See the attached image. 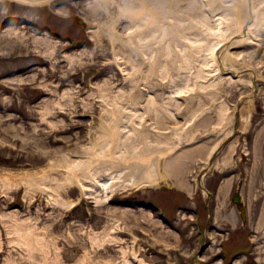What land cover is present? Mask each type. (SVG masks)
I'll list each match as a JSON object with an SVG mask.
<instances>
[{
	"label": "rangeland",
	"instance_id": "374dc122",
	"mask_svg": "<svg viewBox=\"0 0 264 264\" xmlns=\"http://www.w3.org/2000/svg\"><path fill=\"white\" fill-rule=\"evenodd\" d=\"M253 2L250 39L228 47L246 0H0V264H124L131 241L113 230L125 227L150 246L132 264H196L201 250V264H264V0ZM218 60L255 71L258 90L249 74L222 79ZM107 143L109 160L151 169L167 147L204 151L185 186L158 171L97 202L66 176Z\"/></svg>",
	"mask_w": 264,
	"mask_h": 264
},
{
	"label": "bare ground",
	"instance_id": "6f19581e",
	"mask_svg": "<svg viewBox=\"0 0 264 264\" xmlns=\"http://www.w3.org/2000/svg\"><path fill=\"white\" fill-rule=\"evenodd\" d=\"M12 1L36 3V0H12ZM246 1H247V7L245 8L246 9V19L244 21L243 26L239 29H235L236 31L233 32L232 37L229 41V44L227 43L228 47L235 42H240V41H244V40L248 41L250 39L251 31L254 28H256V26H257V14H255L254 2H253V0H246ZM46 3H48V1ZM247 22L249 23L248 25H247ZM246 25H247V27H246ZM101 30L103 33L105 32L108 35L110 34V32L105 31L104 28H101ZM244 30L246 32L245 35H243ZM94 35H97V34H94ZM227 44L223 45V43H222V44L218 45L217 47H215L214 52L217 51V54H218L221 51V49L227 47ZM222 53H223V51L220 52V54L218 55V58L221 57ZM218 61H219V63L216 64L215 72H216V74H219L222 79H229L233 82L234 81L240 82L242 76L249 74L253 77L252 78L253 80L254 79L256 80V72L255 71H253L251 69L236 71V70H233V69L226 67V65L222 62V60H218ZM225 72L228 75H225ZM232 73H237L238 79L237 78L234 79L231 76ZM253 80H252V85H253ZM253 90H254V88H253ZM254 92H255V90H254ZM243 97H246V98L244 100H240L241 101L240 105H242V103H244V101H246L248 99H252L254 96L252 95L250 97H248V96H243ZM240 108L241 107H239L235 110L234 118H233L234 121L238 122V125L241 124L240 123L241 121L239 120ZM130 131L133 132L131 127H130ZM233 133H234V130H233ZM135 136H137L136 133H135ZM109 144L110 143H107L106 147L100 148L98 150L99 152L95 149V147L90 149L92 151L93 155H92V157L89 158L90 159L89 161H86L85 165H87V167H84L82 170H80V173L77 170H73V167H72L71 171L72 170L73 171L69 175L66 176L67 184L69 186L75 185V186L80 187V189L83 192L82 194L86 198H94L97 202H101V201L110 202V200L112 199L113 195L115 194V192L117 190H121V189L123 190V189H126L127 187H130L133 185L137 186L138 189L141 187L147 186V185H152L151 181L148 182V180L150 178L152 179L154 174H157L158 171L159 172L161 171L163 173L164 178H169V179L175 180V182L179 186H185V182L183 181L185 164L187 162H189L190 160L195 161L197 153L200 154V152L203 150L200 148V149H194V150L192 149L191 151L184 150V152H181V153L171 154V153H173L174 148L167 147L166 150L164 149L165 151H163L162 153L160 151H157L159 153L156 154V157H155V160L152 164V167L154 168V167H157V165H158L159 169L155 168L153 170V168L151 169V167L145 166V164H143L141 162L142 160L140 162L139 161L137 162V159L132 158V156H126L122 161L109 160V158H107L106 156L104 157L106 151H108V150L111 151L113 148V147L110 148L111 146ZM220 148H221V141H217L216 143H214L212 145V147L207 152V155L205 158L206 159L205 164H207L208 166H205L201 169V171H204V172H202L203 176L204 175L206 176V174L210 171L209 170L210 166L213 165V160L216 157ZM94 150H96L97 153ZM232 150H234V149H232ZM160 153L163 156L159 155ZM85 155H86V153H85ZM81 157H84V156H81ZM109 162L111 165V169H109V171L107 170V172H105V171L99 172L100 171L99 166L103 163H109ZM77 163H79V160H77ZM125 165H129V167L131 169L121 168L122 166L124 167ZM129 172H131V174ZM127 173H129L130 175H128ZM128 176L130 179L126 178ZM197 180H200L199 182L201 184L202 179L193 180L192 188H191L192 190L195 189V187L197 185L196 184ZM182 183H183V185H182ZM201 188L202 189L204 188V187H202V184H201ZM44 190L49 191L48 186L45 185ZM206 193H207V200H209V198L211 199L213 197L212 193L207 192V191H206ZM241 200H242V197H241ZM232 203H233V198H232ZM61 205L65 206V204H63V203H61ZM67 207L71 208V207H73V204L67 205ZM147 211H149L150 213H154V207L152 206L151 208L147 209ZM161 217H163V216H161ZM134 231L135 230L129 229L127 227H125V231H124V229H120V228L113 230L114 235L120 236V234H121V236H120L121 239H124L122 237L123 232L126 233V236L131 241L129 243V245L127 244L128 248L126 249V253L124 252V255H125L124 259H123L124 264H132L131 257H132V260H134V261H135V259L137 260V258H138L137 256H139L138 254L143 253V252L146 253V250L150 247L148 244H146V241L148 242V240L145 238L143 232L140 231V234H139V233H134ZM124 240L127 242V239H124ZM136 245L140 246L139 253H137L135 251ZM202 251L203 250H201L199 252L198 256L196 257V264H201L200 257H201ZM139 261H141V260H139Z\"/></svg>",
	"mask_w": 264,
	"mask_h": 264
},
{
	"label": "water",
	"instance_id": "95a60500",
	"mask_svg": "<svg viewBox=\"0 0 264 264\" xmlns=\"http://www.w3.org/2000/svg\"><path fill=\"white\" fill-rule=\"evenodd\" d=\"M248 24L249 23L247 22V25ZM247 25H246V27H247ZM245 33L246 32L244 30L243 35H245ZM225 75H228V74H226V72H225ZM231 76L234 79H236V78L238 79V77H237L238 74L237 73H232ZM253 88H254L255 91L258 90V85H257V82H256L255 79L253 80ZM245 98L246 97H242V100H244ZM239 107H240V104L237 106V108H239ZM237 134H238V125L235 126L234 133H233L232 136L235 137ZM201 176H203V173H201L200 177ZM199 185L201 186L200 182H199ZM233 203L237 206V209L240 211L242 219L245 220L246 219V216H247V209H246L245 205L243 204V202L241 200V195L239 193L234 194V196H233Z\"/></svg>",
	"mask_w": 264,
	"mask_h": 264
},
{
	"label": "flooded vegetation",
	"instance_id": "af4514ba",
	"mask_svg": "<svg viewBox=\"0 0 264 264\" xmlns=\"http://www.w3.org/2000/svg\"><path fill=\"white\" fill-rule=\"evenodd\" d=\"M140 208H143V209H146L147 210V209L151 208V205H148L146 203H143V204H141Z\"/></svg>",
	"mask_w": 264,
	"mask_h": 264
}]
</instances>
